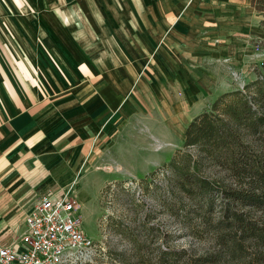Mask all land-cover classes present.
I'll use <instances>...</instances> for the list:
<instances>
[{
	"label": "crops",
	"instance_id": "crops-1",
	"mask_svg": "<svg viewBox=\"0 0 264 264\" xmlns=\"http://www.w3.org/2000/svg\"><path fill=\"white\" fill-rule=\"evenodd\" d=\"M261 20L249 0H0V244L45 193L85 207L167 162Z\"/></svg>",
	"mask_w": 264,
	"mask_h": 264
},
{
	"label": "rangeland",
	"instance_id": "rangeland-1",
	"mask_svg": "<svg viewBox=\"0 0 264 264\" xmlns=\"http://www.w3.org/2000/svg\"><path fill=\"white\" fill-rule=\"evenodd\" d=\"M260 37L251 41L250 53L243 59L224 62L230 91L243 90L257 79L264 61V33ZM178 145L177 149H183L182 143ZM188 152L196 156L197 149ZM159 155L157 162L166 158L162 150ZM201 160L203 164L196 171L199 176L217 186L230 178L226 167L211 157ZM159 170L152 177L110 181L95 194L90 193L79 215L85 233L103 244L92 264H207L197 259L211 258H219L211 264H264L254 261L258 253L246 239L241 238L237 250L226 246L223 237L233 231L220 223L223 209L219 197L208 207L205 197H192L180 190L169 170ZM261 215L247 213L254 220Z\"/></svg>",
	"mask_w": 264,
	"mask_h": 264
},
{
	"label": "trees",
	"instance_id": "trees-1",
	"mask_svg": "<svg viewBox=\"0 0 264 264\" xmlns=\"http://www.w3.org/2000/svg\"><path fill=\"white\" fill-rule=\"evenodd\" d=\"M256 14L262 17L264 0H249ZM255 81L243 90L228 91L218 96L206 111L194 117L186 126L183 149H177L167 162L150 171L167 169L180 190L192 197H205L208 207L219 197L223 209L222 224H228L233 234L224 236L230 250L240 248L241 238L249 241L254 261H264V61ZM196 148V156L188 150ZM211 157L225 166L230 178L219 186L199 176L196 171L202 158ZM144 176V177H146ZM250 211L261 213L260 219L247 216ZM226 220V221H224ZM219 258L197 259L216 263Z\"/></svg>",
	"mask_w": 264,
	"mask_h": 264
},
{
	"label": "built area",
	"instance_id": "built-area-1",
	"mask_svg": "<svg viewBox=\"0 0 264 264\" xmlns=\"http://www.w3.org/2000/svg\"><path fill=\"white\" fill-rule=\"evenodd\" d=\"M79 213L70 195L45 193L25 216L23 233L0 244V264H92L103 244L85 233Z\"/></svg>",
	"mask_w": 264,
	"mask_h": 264
}]
</instances>
